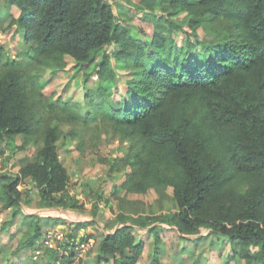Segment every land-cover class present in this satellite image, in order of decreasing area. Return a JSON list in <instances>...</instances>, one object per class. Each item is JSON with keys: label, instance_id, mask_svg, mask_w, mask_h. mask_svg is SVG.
<instances>
[{"label": "trees", "instance_id": "16d2710c", "mask_svg": "<svg viewBox=\"0 0 264 264\" xmlns=\"http://www.w3.org/2000/svg\"><path fill=\"white\" fill-rule=\"evenodd\" d=\"M155 1L162 4L158 19L151 16ZM5 2L19 10L5 31L22 32L29 47L26 66L0 51V156L38 146L32 159L20 160L17 173L0 174V207L11 210V220L22 215L27 228L12 252L29 248L43 252L45 264H75L83 246L101 237L96 264H137L145 244L134 230L149 228L157 248L158 225H167L187 240L208 230L230 241L248 264H264V0H140L129 24L109 0ZM185 27L190 37L179 45L172 34ZM198 29L208 38L200 40ZM110 45L113 55L104 52ZM68 58L98 83L83 104L56 99L42 81L45 70L64 71ZM113 60L131 77L119 107L105 86L117 87ZM97 122L128 144L121 189L155 190L162 198L172 189L177 210L135 217L124 209L136 202L119 198L112 231L80 236L95 222H76L63 229L59 243L69 254L61 255L43 248V239L65 220L22 209L35 187L44 209L84 211L68 193L58 142L68 134L83 150Z\"/></svg>", "mask_w": 264, "mask_h": 264}, {"label": "rangeland", "instance_id": "374dc122", "mask_svg": "<svg viewBox=\"0 0 264 264\" xmlns=\"http://www.w3.org/2000/svg\"><path fill=\"white\" fill-rule=\"evenodd\" d=\"M114 10L123 24H129L135 15V4L140 0H109ZM155 12L151 16L158 19L160 16V8L162 4L155 1ZM18 17L19 10L15 7L8 10L5 0H0V51L4 56L14 58L16 56L24 66H26L25 53L28 45L24 43L22 32H15L14 29H5L9 26L11 17ZM134 26V25H133ZM136 27V26H135ZM136 29L133 28V31ZM190 37V31L185 27L181 31H174L172 38L179 44L183 45L186 34ZM200 40L208 38V34L203 29H198ZM192 40L195 39L191 36ZM107 54L113 55L114 46H107L104 50ZM99 53V58L103 55ZM68 65L64 71L54 72L45 70L43 72L42 81L48 84L47 91L54 92L55 98H62L66 102L85 103V95L88 90L98 88L97 80L87 79L85 72L76 65L71 58L67 59ZM113 65L117 71V87L106 84L105 86L111 91V103L115 107L121 105V99L126 92V83L131 77L129 73L121 67L115 60ZM92 68L88 72H91ZM63 129L66 133L71 129L70 126L64 125ZM83 150H79L80 140H73L70 135L66 134L59 142V154L61 161L67 168L70 176V187L68 193L76 196L83 204L84 211L80 213L71 212L70 210L44 209L40 207V196L38 190L32 187L30 204L23 206L24 213H35L41 216H49L52 218H61L65 220L64 225L50 228L48 230H59L64 233L68 226L75 225L76 222L93 221L95 225L88 226L86 230L81 231L82 234H94L101 236L112 231L117 225L115 218L120 211V199L125 201L136 202L135 206H125V211L133 215H160L170 213L177 210L176 203L173 199V190L169 189L165 198L155 190H150L146 194H127L121 185L125 180L126 168L120 161L128 151V144L122 142L118 137H114L112 132L97 122L88 131L85 136ZM17 142L21 144V139ZM95 144L96 146L92 145ZM38 146L31 145L24 151H19L12 157H7L10 152L0 156V174L1 173H17L20 168V160L23 158L32 159ZM1 151V150H0ZM30 180L27 182L29 183ZM31 183V181H30ZM27 187V184L20 185V189ZM100 197H102L100 199ZM130 208V209H129ZM135 208V212L132 211ZM11 210L2 209L0 207V263L2 264H45L46 257L43 254H36L34 250L29 248H21L19 253L15 255L12 251L18 246V243L25 237L26 227L21 226L22 215L15 220H11ZM95 220V221H94ZM11 221L8 231H3L2 227ZM66 226V227H65ZM159 232L162 237L161 244L156 248L155 236L146 229H135L134 233L138 240L144 241L145 249L143 256L137 264H153L154 254H157V264H248L247 260L242 259L236 254L235 247L226 238L210 234L208 230L202 229L200 234L190 236V239L180 238L179 233L167 226L158 225ZM64 229V231H63ZM15 235L12 240L11 236ZM61 239L55 242H46L43 248H55L62 255H68L60 246ZM101 240L92 239L90 244L83 246L75 264H96V252L98 242ZM35 256H37L35 258ZM58 264H60L58 262Z\"/></svg>", "mask_w": 264, "mask_h": 264}, {"label": "built area", "instance_id": "2783aa9c", "mask_svg": "<svg viewBox=\"0 0 264 264\" xmlns=\"http://www.w3.org/2000/svg\"><path fill=\"white\" fill-rule=\"evenodd\" d=\"M64 237V233H60L59 230L50 231L48 234L44 237L43 242H55L56 239H62ZM41 251H38L37 254H40Z\"/></svg>", "mask_w": 264, "mask_h": 264}, {"label": "water", "instance_id": "95a60500", "mask_svg": "<svg viewBox=\"0 0 264 264\" xmlns=\"http://www.w3.org/2000/svg\"><path fill=\"white\" fill-rule=\"evenodd\" d=\"M32 182V181H31Z\"/></svg>", "mask_w": 264, "mask_h": 264}]
</instances>
